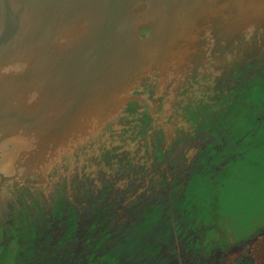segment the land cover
Segmentation results:
<instances>
[{
	"label": "water",
	"instance_id": "95a60500",
	"mask_svg": "<svg viewBox=\"0 0 264 264\" xmlns=\"http://www.w3.org/2000/svg\"><path fill=\"white\" fill-rule=\"evenodd\" d=\"M0 249L264 264V0H0Z\"/></svg>",
	"mask_w": 264,
	"mask_h": 264
},
{
	"label": "rangeland",
	"instance_id": "374dc122",
	"mask_svg": "<svg viewBox=\"0 0 264 264\" xmlns=\"http://www.w3.org/2000/svg\"><path fill=\"white\" fill-rule=\"evenodd\" d=\"M248 198H249V200H251L252 198L254 199V196H248ZM246 203H243L242 205H245ZM249 207H254V204L252 205V206H249ZM247 215V216H246ZM245 216H246V219L249 221V220H253L256 216H255V214H254V212H248V214L246 213L245 214ZM251 224V222L249 221V222H247V226H249Z\"/></svg>",
	"mask_w": 264,
	"mask_h": 264
},
{
	"label": "flooded vegetation",
	"instance_id": "af4514ba",
	"mask_svg": "<svg viewBox=\"0 0 264 264\" xmlns=\"http://www.w3.org/2000/svg\"><path fill=\"white\" fill-rule=\"evenodd\" d=\"M7 249H8V247H7ZM0 253H1V249H0ZM3 262H5V261H3L2 260V258H0V264H3ZM7 262V261H6ZM8 263V262H7Z\"/></svg>",
	"mask_w": 264,
	"mask_h": 264
}]
</instances>
